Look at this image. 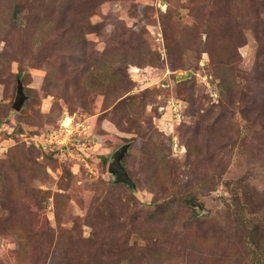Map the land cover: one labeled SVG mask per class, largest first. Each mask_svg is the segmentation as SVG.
I'll return each instance as SVG.
<instances>
[{
	"label": "rangeland",
	"instance_id": "374dc122",
	"mask_svg": "<svg viewBox=\"0 0 264 264\" xmlns=\"http://www.w3.org/2000/svg\"><path fill=\"white\" fill-rule=\"evenodd\" d=\"M0 264H264V0H0Z\"/></svg>",
	"mask_w": 264,
	"mask_h": 264
},
{
	"label": "water",
	"instance_id": "95a60500",
	"mask_svg": "<svg viewBox=\"0 0 264 264\" xmlns=\"http://www.w3.org/2000/svg\"><path fill=\"white\" fill-rule=\"evenodd\" d=\"M188 76L177 77V81L185 80ZM27 100V96L25 94V88L21 81V76L18 75L16 82V97L13 103V108L15 111L20 112ZM130 143H126L120 146L111 156L110 162L108 164V173L113 177V182L115 184H124L127 186L132 192L138 193V188L135 182L131 179L123 161L126 157V154L129 151ZM190 206L196 209L197 212L203 213V207L198 200H191Z\"/></svg>",
	"mask_w": 264,
	"mask_h": 264
},
{
	"label": "trees",
	"instance_id": "16d2710c",
	"mask_svg": "<svg viewBox=\"0 0 264 264\" xmlns=\"http://www.w3.org/2000/svg\"><path fill=\"white\" fill-rule=\"evenodd\" d=\"M131 191V190H130ZM132 192V191H131ZM135 196H136V198H139V195H138V193H134V192H132ZM21 251H22V249H21ZM21 256H23V252H21Z\"/></svg>",
	"mask_w": 264,
	"mask_h": 264
},
{
	"label": "built area",
	"instance_id": "2783aa9c",
	"mask_svg": "<svg viewBox=\"0 0 264 264\" xmlns=\"http://www.w3.org/2000/svg\"><path fill=\"white\" fill-rule=\"evenodd\" d=\"M66 131L70 132V129H68V130H66Z\"/></svg>",
	"mask_w": 264,
	"mask_h": 264
}]
</instances>
